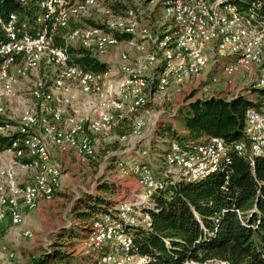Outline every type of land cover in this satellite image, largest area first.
I'll use <instances>...</instances> for the list:
<instances>
[{
    "label": "built area",
    "instance_id": "built-area-1",
    "mask_svg": "<svg viewBox=\"0 0 264 264\" xmlns=\"http://www.w3.org/2000/svg\"><path fill=\"white\" fill-rule=\"evenodd\" d=\"M150 1L161 7L167 29L153 30L132 9L117 13L99 0H37L40 12L32 23L16 14L5 22L0 18L6 36L0 42V238L6 222L20 225L27 211L59 192L62 171L52 159L53 150L71 153L81 162L97 161V136L142 109L148 97L185 80L199 84L197 97L229 98L243 88L264 89V25L256 10L240 13L224 0ZM89 9L106 18L102 26L69 27ZM77 48L99 60L116 51L118 60L110 65L106 61L104 71L88 70L73 60L70 50ZM131 49L138 53V62L131 59ZM215 63L229 89L234 74L245 77L244 86L234 93L212 92L219 74L204 76ZM244 119V140L235 148L249 150L252 157L264 150V96L258 109L245 110ZM146 127L135 116L130 133L118 141L136 143ZM225 148L224 140L215 136L200 143L171 141L162 157L170 170L195 178L212 170ZM115 169L121 178L134 177L144 196L155 185L142 158L118 159ZM149 225L146 211L124 201L93 221L79 242L77 261L69 264H144L147 256L133 251L130 230ZM20 235L31 238L33 232ZM38 257L32 255L31 264H41ZM181 264L228 263L187 258Z\"/></svg>",
    "mask_w": 264,
    "mask_h": 264
},
{
    "label": "trees",
    "instance_id": "trees-1",
    "mask_svg": "<svg viewBox=\"0 0 264 264\" xmlns=\"http://www.w3.org/2000/svg\"><path fill=\"white\" fill-rule=\"evenodd\" d=\"M224 3L240 13L252 8L264 19V0H224ZM105 6L114 12L127 9L120 0H111ZM39 12L37 0L27 3L0 0L3 22L10 14H16L19 20L32 23ZM85 20L89 25H103L91 18ZM77 23L70 21L69 27H78ZM115 34L123 37L118 32ZM5 39L0 24V42ZM70 52L73 60L85 69L104 71L108 67L85 49ZM246 91H251V95L242 92L225 98L192 94L172 117L155 124L148 143L143 142L139 148L142 159L146 158L143 152L159 158L155 168L146 162L153 172L155 185L145 196L141 192L130 200L134 208L150 215L148 227L130 230L133 251L147 256L144 264H181L187 258H218L228 264H264V150L251 157L249 150L239 152L235 148L237 142L244 140L245 110L259 108L264 89ZM253 95L256 96L253 98ZM212 136L222 138L226 148L208 173L192 178L183 171L170 170L164 163L162 155L166 149L161 150L160 144L200 143ZM110 148L119 150L118 140ZM121 196V186L112 179H102L94 191L79 196L71 208L68 225L56 230L54 240L37 261L41 264L72 261L75 241L89 232L93 221L102 213L113 209L122 200Z\"/></svg>",
    "mask_w": 264,
    "mask_h": 264
},
{
    "label": "rangeland",
    "instance_id": "rangeland-1",
    "mask_svg": "<svg viewBox=\"0 0 264 264\" xmlns=\"http://www.w3.org/2000/svg\"><path fill=\"white\" fill-rule=\"evenodd\" d=\"M113 1V0H112ZM127 9H132L134 14L137 15L138 20L142 22V25L149 26L153 30L167 29L169 23L161 15V7L155 1L151 2L150 0H120ZM209 3H214L218 0H208ZM111 0H99L101 6H105L110 3ZM123 13V12H117ZM91 18L92 21L100 23L101 25L105 22L106 18L96 9H89L86 14H84L77 23V25H89L85 19ZM264 25V19H263ZM131 59L134 62H138V53L135 50L131 49L130 51ZM118 53L116 51H111L110 53L101 56L100 60L102 62L108 61L109 65L111 62H116L118 60ZM219 64L215 63L210 66L205 72V78L210 77L211 74L217 72L218 83L212 84L211 91L218 93L221 91H229L234 93L244 86V78L239 80L232 79L231 88L226 85L225 76L221 75V68ZM210 69V71H209ZM204 79V78H202ZM205 80V79H204ZM22 85H20L21 87ZM17 93L20 88L17 87ZM241 91L244 93H249L248 91ZM199 84L191 83L190 80H185L179 86H171L163 91L156 93L148 97L146 105L139 109L134 115H131L128 119L132 120L135 116L142 117L146 123L147 127L143 132V137L145 138L144 143H148V138L151 136L155 124L161 119H168L172 117L171 115L176 111V109L189 101L192 94L194 97H197L199 92ZM240 92V91H238ZM256 95H253L254 98ZM261 99V98H260ZM142 138V137H141ZM143 139V138H142ZM112 134H105L96 137V155L97 161H88L81 162L73 154H62L66 155L67 163L66 166L59 164L62 174H61V183L60 190L57 192L56 197L53 201L47 203L43 210H46L48 213L41 219H37L35 224H30L28 222L29 217H26L27 211L25 213V219L23 223L19 226H12L5 228L2 232V239L0 240V264H29L32 262L31 256L36 255L37 251L44 250L49 246V243L54 240L55 232L61 226L68 225L70 219V211L74 202L78 199L79 196L86 193L92 192L96 189L97 184L106 177L116 176L112 169L114 168V162L119 157L117 154L109 158L108 161L103 162V156L106 154L105 145H111L116 141ZM141 140V139H140ZM139 140V141H140ZM138 141V143H139ZM129 142V141H127ZM120 150L129 149L131 146L125 143H119ZM161 150H165L167 145L162 143L160 144ZM109 152V151H107ZM146 162H150L152 168L156 162V159L152 154L146 153ZM159 159V158H158ZM111 169V171H109ZM119 202L114 205V209H118ZM33 212H30L31 214ZM26 223V224H25ZM30 225V226H28ZM20 229L29 230L35 234L34 238H25L20 237ZM88 233L80 239V242L87 237ZM43 245V246H42ZM42 246V247H40ZM42 248V249H41ZM12 255V256H11ZM72 261H77L73 259ZM71 262V261H70ZM68 262L67 264H69Z\"/></svg>",
    "mask_w": 264,
    "mask_h": 264
},
{
    "label": "crops",
    "instance_id": "crops-1",
    "mask_svg": "<svg viewBox=\"0 0 264 264\" xmlns=\"http://www.w3.org/2000/svg\"><path fill=\"white\" fill-rule=\"evenodd\" d=\"M209 71H210V69H209ZM243 78L245 80V77L243 75H241V74H234L233 75V80L237 79V80L240 81ZM132 121H133V119L131 120V122H130V119H129L127 121H124V122L120 123L119 125L114 126L108 134H112L118 140V137L121 136L122 134H129L130 133V130H131V127H132ZM119 131H122V134L116 135V133H118ZM142 138H140L141 140L139 139L140 140L139 143L138 142L135 143L133 140H131L129 142L118 141L119 143L129 144L131 146V148H129V149H123V150L119 149L117 151H111L110 150L111 149L110 148L111 145H105L107 151H109V152H106V154L103 156V159H105L106 155L111 156V155H116V154L119 156L116 160H118V159L134 160V159H137V158H142L141 154H139V148L141 147V145L144 144L143 142L145 140V138L143 136H142ZM152 156L156 159V162L153 163L154 164L153 166L159 165V159H157L156 156H154L153 154H152ZM52 159H53V161L58 162L59 164H62L64 166H66V163H67L66 155H61L58 152H56L55 150H53L52 151ZM116 160H115V162H116ZM144 160H146V158ZM115 162H114V168L112 169V172H114V174H116V176L114 175L111 178L110 177H106V179H112V180L116 181L121 186V191H122V196H121L122 200L121 201L122 202L130 201V200L133 199V197L136 194L141 193L142 189L138 186L137 181H136V179L134 177L121 178L116 173ZM109 171H111V169ZM50 202L41 203L36 209H34L32 211H29L26 214L27 215L26 217H29L28 222L30 224H35L37 222V219L40 220L42 216L44 217L48 212L46 210H43V208H45V205L47 203H50ZM30 212H33V213L29 214ZM24 219H25V215H24ZM28 226H30V225H28ZM9 227H12V226H9L8 223L6 222L5 223V228H9ZM22 231H24V229H20V233ZM20 237H22V236H20ZM34 237H35V234L33 233V237H31V238H34ZM1 239H2V237L0 238V240ZM79 242H80V239L75 241L73 249H72L73 255H74V259L79 257V251H80ZM42 246H40V247H42ZM41 253H42V250H39V251H37L36 255H38V254L40 255ZM29 264H31V263H29Z\"/></svg>",
    "mask_w": 264,
    "mask_h": 264
}]
</instances>
